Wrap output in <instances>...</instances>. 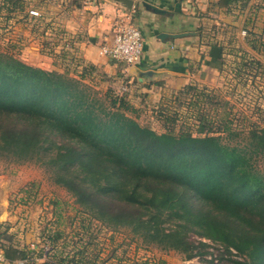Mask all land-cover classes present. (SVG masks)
<instances>
[{
  "label": "trees",
  "instance_id": "16d2710c",
  "mask_svg": "<svg viewBox=\"0 0 264 264\" xmlns=\"http://www.w3.org/2000/svg\"><path fill=\"white\" fill-rule=\"evenodd\" d=\"M86 68L74 77L0 52V156L44 163L89 218L147 246L186 259L212 253L196 235L233 249L229 264H264V170L255 164L264 161V126L249 128L242 145L221 141L231 127L202 122L195 132H157L129 114L138 109L126 93L98 96ZM61 234L53 231L40 262L27 247L0 248L9 264H95L87 245L59 250Z\"/></svg>",
  "mask_w": 264,
  "mask_h": 264
},
{
  "label": "crops",
  "instance_id": "0c3cea01",
  "mask_svg": "<svg viewBox=\"0 0 264 264\" xmlns=\"http://www.w3.org/2000/svg\"><path fill=\"white\" fill-rule=\"evenodd\" d=\"M131 1L0 0V43L15 49L21 42L19 57L43 68L56 57L71 63L74 55L78 66L92 64L105 73L134 106L188 84L219 85L230 56L232 68L245 55L264 63V0ZM32 8L43 14L41 29ZM129 22L144 39L140 60L130 65L102 52L112 43L115 23Z\"/></svg>",
  "mask_w": 264,
  "mask_h": 264
},
{
  "label": "rangeland",
  "instance_id": "374dc122",
  "mask_svg": "<svg viewBox=\"0 0 264 264\" xmlns=\"http://www.w3.org/2000/svg\"><path fill=\"white\" fill-rule=\"evenodd\" d=\"M35 10L40 12L32 8L29 13ZM42 17V13L32 16L36 19L35 27H44ZM18 44L20 48L24 47L21 42ZM27 44L29 42L25 47L30 45ZM19 47L12 49L0 43V52L13 54L30 64L29 60L19 57L22 54ZM31 50L27 48L26 53ZM72 57L71 63H67L69 65L61 63L56 57L52 65L45 69L78 77L82 68L88 66L85 82L96 90L98 96L113 88L107 75L103 76L99 69L90 72L88 64L78 66L75 56ZM227 59L219 85L209 87L195 83L189 89L185 85L177 90L165 91L159 99H145L143 104L135 102L138 113L129 114L140 125L157 132L164 131L167 126L173 127L174 131L182 128L195 132L201 122L207 128L228 126L237 135L224 131L221 141L244 144L249 128L264 126V63L245 55L238 66L232 68L233 58L230 56ZM166 115L172 120H166ZM45 155L44 160L48 157V154ZM255 164L264 170V161L257 160ZM57 229L62 233L57 240L59 250L72 253L87 245L84 255L94 259L95 264H101L107 256L109 258L102 264H229V258L237 257L233 249L231 254L227 253L223 245L196 235L193 237L209 244L207 250L212 253L186 259L183 252L145 245L126 227L111 231L87 216L75 197L55 182L52 170L44 163L0 156V245L27 247L40 262L42 259L38 256L49 250L50 237ZM97 254L98 257H95Z\"/></svg>",
  "mask_w": 264,
  "mask_h": 264
},
{
  "label": "built area",
  "instance_id": "2783aa9c",
  "mask_svg": "<svg viewBox=\"0 0 264 264\" xmlns=\"http://www.w3.org/2000/svg\"><path fill=\"white\" fill-rule=\"evenodd\" d=\"M32 16H40L38 11H32ZM144 39L141 31L133 24L115 23L112 43L109 46H103L102 52L112 59L125 64H135L140 60L143 52ZM215 256V254H212ZM2 249L0 248V262L5 261ZM215 261L217 259H214ZM23 261H20L22 264Z\"/></svg>",
  "mask_w": 264,
  "mask_h": 264
},
{
  "label": "water",
  "instance_id": "95a60500",
  "mask_svg": "<svg viewBox=\"0 0 264 264\" xmlns=\"http://www.w3.org/2000/svg\"><path fill=\"white\" fill-rule=\"evenodd\" d=\"M120 1L126 3V4L129 5V6L132 4V1H131V0H120ZM153 9H154V10H157V9L154 8V7H153ZM162 36H165V34L162 33L161 35H159V37H162ZM149 74L151 75V72L143 73L142 75H145V76H146V75H149Z\"/></svg>",
  "mask_w": 264,
  "mask_h": 264
}]
</instances>
